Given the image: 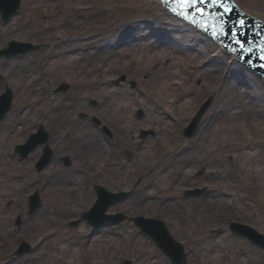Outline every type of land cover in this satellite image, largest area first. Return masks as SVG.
Segmentation results:
<instances>
[{"label": "rangeland", "instance_id": "374dc122", "mask_svg": "<svg viewBox=\"0 0 264 264\" xmlns=\"http://www.w3.org/2000/svg\"><path fill=\"white\" fill-rule=\"evenodd\" d=\"M236 1L264 21V0ZM140 15H150L158 26L162 17L173 18L154 0H20L15 15L6 22L0 18V51L10 41L37 46L20 56L0 58V97L9 96L11 106L0 125V264H24L25 257L31 264H171L150 238L136 232L131 220L138 216L161 220L185 246L186 264H264L263 250L225 231L226 224L239 222L264 234V79L255 80L246 71L261 99L249 101L252 89L237 86L233 93L239 103L233 109L226 106L211 126H197L187 138L186 124L206 94L220 96L224 61L209 79L203 73L209 60L197 62L202 50L194 55L196 48L185 54L174 46L146 49V42L138 48L120 45L108 59L107 51H101L90 61L94 46H89L43 60L49 43L58 37L106 24L120 27ZM208 42L210 54L230 61ZM159 72L174 74L172 84L156 77ZM61 84L68 88L57 91ZM140 106L144 113L137 118L134 112ZM79 113L98 122L80 119ZM39 125L49 139L19 161L9 153L12 143H23ZM142 130L152 132L142 140ZM80 135L84 137L78 142ZM45 145L55 156L36 172ZM248 151L258 160L246 161ZM94 184L113 197L122 191L130 195L107 210L123 211L124 220L92 234L80 213L93 205ZM71 187L83 196L73 194L77 200L65 205L62 201L74 192L62 189ZM39 188L44 205L31 219L27 198ZM195 188L200 191L190 199L178 196ZM16 217L21 218L18 226ZM46 219L56 220L50 227L57 234L51 237L43 234ZM22 242L31 251L12 256ZM56 246L68 247L76 258L65 251L61 255Z\"/></svg>", "mask_w": 264, "mask_h": 264}, {"label": "water", "instance_id": "95a60500", "mask_svg": "<svg viewBox=\"0 0 264 264\" xmlns=\"http://www.w3.org/2000/svg\"><path fill=\"white\" fill-rule=\"evenodd\" d=\"M201 7L204 6L201 5ZM226 14L229 17H234L233 12ZM252 15L255 16V14ZM208 17L210 16H208L206 13L203 17L204 21ZM234 19H236V17ZM247 21L250 22V20ZM177 22L178 20L174 18L171 20L169 18L162 17V25L158 26L153 23V19L150 17V15L144 18L142 15H140L133 18V21H125L120 27L118 24H115V27H112L111 24H106L97 27L96 30L92 29L91 31H88V28H85L79 30L77 34H69L68 37H58L53 43H49V51L46 52L43 60L46 61L55 56H62L63 58L64 53L77 52V49H84L86 51L89 46H94L88 52L90 61L92 57H97L101 51H107L108 59L114 54L115 48H119L120 45L124 48L125 45H137L138 48V45H141L142 42H146V49L153 47V49L156 50V47L176 46L177 52H182L183 54L191 52L192 49L197 47L194 45L199 43V41H196V39L200 37L201 34L197 31L192 32L188 30L190 29L188 27L189 24L183 25L181 22ZM248 24L250 25V23ZM171 25L172 27H177L178 29L172 30L171 32L170 29H168V27L171 28ZM251 26L252 29H256V35L253 37L258 41L259 34H263V31L257 29L254 25ZM207 42L208 41L205 40L204 42L200 43ZM24 46L32 47L29 44H25ZM235 58L236 56L234 54L232 59ZM246 71L247 68L243 67L237 61L230 60L227 63V68L224 69V74H221L220 76L222 89L220 96H214L211 91L209 94H206L205 100L206 98L211 97V102L201 115V119L197 126H211L216 121L218 115L225 114L226 106L228 108L231 106L233 109L239 103V97L237 98V96H234L233 93L237 86H243L244 89H252L249 96V101L256 99L259 101L261 99L263 94L255 91L250 76H245ZM243 76L244 78L242 80ZM257 77L258 76L254 74L255 80ZM6 98H9V96L6 95ZM202 103L203 102H200L199 107L202 105ZM202 110L203 108L201 111ZM193 115L194 114H191L190 119ZM188 123L189 122H187V124Z\"/></svg>", "mask_w": 264, "mask_h": 264}, {"label": "bare ground", "instance_id": "6f19581e", "mask_svg": "<svg viewBox=\"0 0 264 264\" xmlns=\"http://www.w3.org/2000/svg\"><path fill=\"white\" fill-rule=\"evenodd\" d=\"M237 3V2H236ZM238 4V3H237ZM239 5V4H238ZM159 7H161V9H164L162 6H159ZM164 12H166V13H168L167 11H165L164 10ZM174 48H176V46H174ZM197 49H199V50H202V52L204 53H202L203 54V56L201 57V58H199V59H197V62L198 63H201V62H203L204 60H209V65L208 66H206V67H204L203 68V73L205 74V75H209V79H213L214 77H216V74H214V71H218L219 70V67L217 66V65H220L221 63H223V61H224V63L223 64H226L225 65V68L227 67V63H226V61L227 60H224V55H219V54H210V45H209V42H207V43H205L204 45H200V46H197L196 47V49L192 52L194 55H197ZM156 53H158V52H156ZM161 55L163 56V53H161ZM165 55V54H164ZM212 55H215L214 56V58H212L211 56ZM205 56V57H204ZM234 57V54H232V55H230V58L232 59ZM139 70H140V68H139ZM221 70V69H220ZM224 71V70H223ZM247 72H250V70L249 69H247ZM216 73V72H215ZM173 76H174V74H172V73H168V72H159V73H157L156 74V77H159V78H161L162 80H169V82H170V84H172V78H173ZM246 76V75H245ZM170 87V86H169ZM89 132V131H88ZM85 134V133H84ZM92 135L91 134H89V133H86V135H85V137H89V138H92V140H95V142H96V144L98 145V146H100L101 148V150L105 153V154H108V150L107 149H105L101 144V142L98 140V139H95V137H91ZM81 137H84V136H79V137H76V141H78L79 142V140H77V139H80ZM100 143H99V142ZM242 148H245L246 149V147H242ZM264 153V152H263ZM244 154V153H243ZM259 155H261V153L259 154ZM55 156V155H54ZM244 157H248V158H246L245 160L246 161H248V162H250V160H252V161H254V159L256 158V160H258L257 159V157H256V154L255 153H253L252 151L251 152H245V155H244ZM255 157V158H254ZM109 159V158H108ZM107 159V160H108ZM110 160V159H109ZM119 172V171H118ZM80 170H77V176H76V178H80ZM123 173V172H122ZM119 174H120V172H119ZM98 184H94L93 185V189L95 188V186H97ZM82 186H83V184H82ZM101 188H102V186L101 185H99ZM72 187L70 188V189H62V192H63V190L65 191V192H68V193H72V192H74V193H72L71 195V198H69V197H67L68 199H66L65 198V201H62V202H64L65 203V205L66 204H68L69 203V201L70 202H73V201H76L77 200V198H74L75 196L73 195V194H78L79 193V198H81L82 196H83V193H80V192H77V188L76 189H72ZM83 189V188H82ZM101 193L103 194V196H101ZM101 193H99V195L98 196H95V198H94V201L92 202V204H93V206H94V208H95V211L99 214V216L101 217V218H98V219H101L99 222H98V220H97V222H98V225L96 224L95 225V227H99V226H101V229L103 228V226L105 225V226H110V225H118L122 220H124L123 218H118V214H124V212L123 211H116V212H107V210H109V209H111V204H114L115 202H116V200H115V198L112 196V194H110L109 196H108V193L107 192H105V191H101ZM70 196V195H69ZM103 202V203H105V205L104 204H100L99 205V203L100 202ZM56 208L59 206V204L58 203H56V205H54ZM41 210H42V208L37 212V215H38V213H40L41 212ZM102 211H104V213H105V217L107 218V219H109V220H106V219H104L103 218V212ZM45 216V213H42L41 214V217H44ZM36 217V216H35ZM38 217V216H37ZM36 217V218H37ZM129 218V217H128ZM40 219H42V218H40ZM55 219H57V218H55ZM130 219V218H129ZM131 220V219H130ZM56 220H48V219H46L45 221H43L42 222V224H44V223H46V225H43L42 226V229L44 230L43 231V234L44 235H48L49 237H51L52 236V234H57V231L56 230H54V228H51L50 227V225H53L54 223H52V222H55ZM104 221L106 222V221H108L109 223L108 224H104ZM132 223H133V225L135 226V227H137V229H136V232L137 231H140V230H142L143 229V227L139 224V222L137 221V219L135 218V217H133L132 218ZM99 223L101 224V225H99ZM104 226V227H105ZM153 229H151L150 230V233L148 234V236L149 237H151V238H155V233H156V235L158 236V237H160V239H161V241H162V243L163 244H168V246H171V248H173L174 246L176 247L175 249H177V248H180L181 249V251H182V253H184L185 252V246L184 245H182V243L181 242H178V241H173V235H172V233L171 232H169L167 229L166 230H164L163 228H165L163 225H162V223H160V224H154L153 223ZM50 229V230H49ZM58 232H60V234L61 233H63L64 234V232H62L61 230H58ZM65 237V236H64ZM64 237H62V238H64ZM152 242L155 244V241L154 240H152ZM59 247V248H58ZM56 249H60V251H61V255H63L64 254V251L67 253V252H69L70 254H71V257H72V259H75L76 258V252H71L70 250H68L69 248L68 247H60V246H56L55 247ZM47 253V252H46ZM45 253V255H47L46 256V258H49V257H51V255L49 254H46ZM59 254H60V252H59ZM51 259V258H50ZM62 260L64 261V259L62 258ZM23 261H25V263L24 264H26V263H29V264H31V262H29V258L28 257H25L24 258V260Z\"/></svg>", "mask_w": 264, "mask_h": 264}, {"label": "snow or ice", "instance_id": "6c2138e0", "mask_svg": "<svg viewBox=\"0 0 264 264\" xmlns=\"http://www.w3.org/2000/svg\"><path fill=\"white\" fill-rule=\"evenodd\" d=\"M165 2L167 3L169 0H165ZM171 2L174 3V7H172L173 13L183 17L185 20H190V22H197L200 27L204 28L205 31H211L214 38L219 39L221 36L229 35V33L225 31L224 24H221L219 30H217L215 26L206 25L196 21V16L201 18L205 16V8L209 6L212 8H223L224 13H229L231 9L224 5L223 0H171ZM201 5H204L205 7H201ZM193 13H195V15H193ZM239 28L241 31L237 32L233 30L231 32L232 42L239 47L241 52H245L250 55V50L246 47L245 41L241 39L245 35L242 31L244 28L243 21L239 22ZM260 52L261 55L258 58L264 61V48H261ZM261 67H264V64H261Z\"/></svg>", "mask_w": 264, "mask_h": 264}]
</instances>
